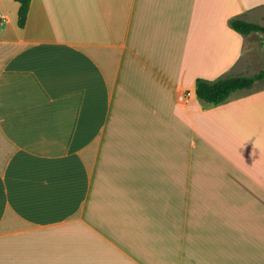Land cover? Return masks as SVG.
<instances>
[{"label":"crops","instance_id":"1","mask_svg":"<svg viewBox=\"0 0 264 264\" xmlns=\"http://www.w3.org/2000/svg\"><path fill=\"white\" fill-rule=\"evenodd\" d=\"M0 0V264H264V0Z\"/></svg>","mask_w":264,"mask_h":264},{"label":"trees","instance_id":"2","mask_svg":"<svg viewBox=\"0 0 264 264\" xmlns=\"http://www.w3.org/2000/svg\"><path fill=\"white\" fill-rule=\"evenodd\" d=\"M20 4L18 26L24 28L32 0H15ZM231 28L241 35L254 33L264 35V26L249 22L239 16L230 19ZM264 80V69L254 75H223L215 80L198 79L197 98L208 106H218L229 101L239 91H253L256 84Z\"/></svg>","mask_w":264,"mask_h":264},{"label":"rangeland","instance_id":"3","mask_svg":"<svg viewBox=\"0 0 264 264\" xmlns=\"http://www.w3.org/2000/svg\"><path fill=\"white\" fill-rule=\"evenodd\" d=\"M256 23L264 26V12L256 19ZM252 41L250 50L246 54L243 74L254 75L264 69V35L261 33L252 34ZM264 88V80L258 82L255 86L256 89Z\"/></svg>","mask_w":264,"mask_h":264}]
</instances>
